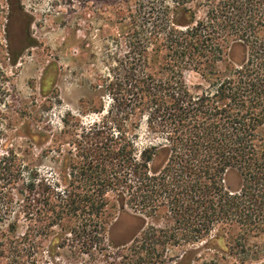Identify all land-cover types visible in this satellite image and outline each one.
<instances>
[{
	"label": "trees",
	"instance_id": "trees-1",
	"mask_svg": "<svg viewBox=\"0 0 264 264\" xmlns=\"http://www.w3.org/2000/svg\"><path fill=\"white\" fill-rule=\"evenodd\" d=\"M207 1L204 20L193 16L180 26L175 10L166 6L151 31L134 26L129 51L118 61L125 73L103 84L114 104L102 124L84 128L78 155L67 166L65 188L40 186L35 175L30 178L27 201L36 208L42 196L38 211L43 217L16 244H4L18 256L16 264H39L38 234L64 220L73 239H57L54 251L72 244L82 253L93 234L102 238L97 224L111 192L122 206L144 216L166 211L177 236L181 233L175 245L194 244L216 228L220 234L239 227L246 235L264 232V0ZM234 44L246 48V60L236 66L228 56L232 68L222 72L219 64ZM189 71L208 87L191 89L185 78ZM144 116L149 132L162 142L138 151L127 121L136 129ZM161 156L165 160L155 169ZM22 167L13 151L0 155V178L6 184L16 182ZM232 172L241 179L236 192L228 189ZM29 212L33 220L35 211ZM154 234L145 233L136 249L148 252L162 245L152 242ZM138 260L143 263L140 255Z\"/></svg>",
	"mask_w": 264,
	"mask_h": 264
},
{
	"label": "rangeland",
	"instance_id": "rangeland-1",
	"mask_svg": "<svg viewBox=\"0 0 264 264\" xmlns=\"http://www.w3.org/2000/svg\"><path fill=\"white\" fill-rule=\"evenodd\" d=\"M177 1L180 2L23 0V8L35 22L28 32L32 35L28 41L30 46L23 50L21 46H9L5 34L8 5L7 0H0V129L3 133L0 155L13 151L22 159L23 166L15 183L6 184L0 178V251H3L0 264L19 261L4 244L8 241L16 244L34 228L35 220L43 217L38 211L43 197L36 198L40 199L36 208H31L27 201L25 191L32 175L40 186L58 183L59 191L63 190L65 176L71 173L67 166L78 155L79 137L84 128L102 124L107 117L114 102L103 84L106 81L108 85L118 74L125 73L124 67L118 70V61L129 51L134 26H145L151 31L161 21L159 13L166 6L175 10L180 26L189 24L193 16L197 21L206 18L207 0H181L179 4ZM226 52L224 63L219 64L222 72L232 68L228 67V56L236 66L247 57L246 48L241 44H234ZM185 78L193 90L208 87L193 71L187 72ZM138 121L136 129L131 126L132 120L127 121L130 134L136 133L133 140L138 151L162 142L159 136L149 132L146 116ZM164 160V156L159 157L155 169ZM240 180L238 173H230L228 189L236 192ZM107 197L110 203L97 224L102 235L100 240L93 234L92 243L82 253L72 244L54 251L57 239H73L66 234L69 220H64L47 234H38L40 243L35 255L38 263L177 264L186 251L192 252L193 264H258V259H264V232L258 236L246 235L237 227L234 232L220 234L216 228L194 244L175 245L181 233L177 236L174 222L166 211L147 217L127 205L122 206L116 193L111 192ZM29 209L35 211L33 220L28 216ZM151 229H165V233L154 234ZM148 232L155 236L152 242L162 245L148 252L138 251L136 248L141 247L145 241L143 235ZM138 255L143 263L139 262ZM156 257H160V262H156Z\"/></svg>",
	"mask_w": 264,
	"mask_h": 264
},
{
	"label": "flooded vegetation",
	"instance_id": "flooded-vegetation-1",
	"mask_svg": "<svg viewBox=\"0 0 264 264\" xmlns=\"http://www.w3.org/2000/svg\"><path fill=\"white\" fill-rule=\"evenodd\" d=\"M8 12L5 19V34L8 37L9 46H21V49L27 50L30 46L29 39L32 36L28 34L29 28L34 27L35 22L32 17L28 15L29 11L23 6V0H7ZM215 247L214 244L211 245ZM192 252L186 251L178 260L177 264H193L194 260L191 256ZM258 264H263L264 259H258ZM245 264V263H244Z\"/></svg>",
	"mask_w": 264,
	"mask_h": 264
}]
</instances>
